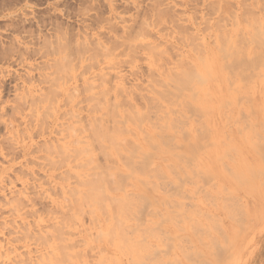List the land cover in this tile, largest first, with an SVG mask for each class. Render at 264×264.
Wrapping results in <instances>:
<instances>
[{"label":"rangeland","instance_id":"1","mask_svg":"<svg viewBox=\"0 0 264 264\" xmlns=\"http://www.w3.org/2000/svg\"><path fill=\"white\" fill-rule=\"evenodd\" d=\"M253 26L264 28V0H0V264H264V31ZM227 31L244 39L251 57L232 63L253 81L242 88L231 64L241 91L220 78L208 99L235 104L216 112L218 148L237 144L221 159L202 150L214 135L172 78L198 55L223 61Z\"/></svg>","mask_w":264,"mask_h":264},{"label":"bare ground","instance_id":"2","mask_svg":"<svg viewBox=\"0 0 264 264\" xmlns=\"http://www.w3.org/2000/svg\"><path fill=\"white\" fill-rule=\"evenodd\" d=\"M257 28H258V33L259 34H261L262 35V33H260V32H262V31H264L263 29H261L262 27L261 26H256ZM259 27H261V28H259ZM255 27L253 26V29H254ZM261 29V30H260ZM255 30V32H253L254 33V35H255V33H257L256 32V29H254ZM260 30V31H259ZM226 32V31H225ZM229 31H227V33L226 34H228V35H226V34H223V36H225V41L224 42H218V44L216 45L217 46V48L216 49H218V47L219 46H221V47H226V48H224V50H222L221 49V47H219L220 49H221V51L219 50V52H220V54L218 55V57L220 56V57H222V60L223 61H221V60H218V58L216 57V56H214L213 55V60L211 59L212 57L211 56H209L210 54L208 53V54H202V55H198V56H200V57H198L199 58V60L197 61V64H194L193 65V68H192V72H189L191 69H185L184 70V68H186V66L184 67L183 66V68H182V78H180V77H177V78H175L174 77V79L172 78V80L175 82V80L176 79H178L177 80V84L176 83H174L173 84V86L176 84L178 87H177V90H179V91H182V90H184V85H187V87L189 86V90L191 89V91H190V95H185V94H183V93H181V92H178V93H181V95L179 94V96H182V94H183V96H182V100H181V103H183V104H186L187 102H190L192 105H194V106H196L200 111H201V116H202V119L204 120V121H206V122H208V127L209 128H211V133L214 135L213 136V141H212V145L211 146H205V147H203V149L202 150H206V148H207V150H206V154H207V156H208V154H209V156H221V159H222V157H225V156H222L221 155V153H223L224 152V154H225V151L224 150H227V148H228V146H229V144H226V143H224L223 142V144L226 146L227 145V147H226V149H225V146L224 147H221L220 149L218 148L219 146H222V140H223V136H221L222 135V132H215V130L216 129H218L217 127H216V125H214V123L216 122V119H217V117L219 116V114L217 115L216 114V112L218 113L219 111H220V109L221 108H227L229 105H231V104H234V103H232L230 100H227V99H225L224 97L221 99L222 101L221 102H219V104H220V106H216V105H214V102L212 101H210V100H208L209 98L211 99L212 97H213V95H214V89H215V86H219L220 87V84H219V80H220V78L222 79V81H224L225 83H227V81L229 80L230 81V83L229 84H231V86L229 85L228 86V84H227V87H229L230 88V90L231 91H237L238 90V88H240V84H238L239 83V81H241V79H243V77L241 78L240 76L241 75H243V72H242V70L243 69H241V71H240V69H239V71H237V66L235 67V64L234 63H237V61H238V65H239V63L241 62V58H243L244 57V55H246V49H244L243 51L241 50V49H243V48H241L240 46H239V44L241 43L240 41H242V43L244 42L243 40H242V38L240 39V41H239V38L238 39H232L231 38V36H234V35H232L231 33V36H229V33H228ZM236 31L234 30V33H235ZM251 32H252V30H251ZM224 33V32H223ZM253 33H251L250 35L252 36V34ZM257 33V34H258ZM256 34V35H257ZM264 34V33H263ZM255 35V36H256ZM258 36V38L260 39L261 37H259L260 35H257ZM256 36V37H257ZM254 37V36H253ZM251 38L252 40L253 39H255L254 41L255 42H259V39H257L256 37H254V38ZM262 38H264V37H262ZM250 39V40H251ZM257 39V40H256ZM233 40H235V42L236 41H239V43L237 44L238 46H239V48H237V47H235V48H237L236 50L234 49V48H231V46H232V42H234ZM248 41L247 42V40H245L246 42L245 43H247L248 45H249V48H250V46L252 45V47L254 46V41ZM261 41H263L262 39H260V42L258 43V44H260V45H256V47L257 46H261V49H259V51H258V54H260V53H262V52H264V51H262V50H264V49H262V45L261 44H264V43H262ZM234 42V43H235ZM251 42V43H250ZM264 42V41H263ZM220 43H222V44H220ZM241 43V44H242ZM236 44V43H235ZM234 44V45H235ZM224 45V46H223ZM233 45V46H234ZM246 45V44H245ZM228 46H230V47H228ZM242 47H244V44L243 45H241ZM247 46V45H246ZM204 47V46H203ZM256 47H253L252 48V54L254 53L253 52V49L255 48L256 49ZM248 48V49H249ZM264 48V47H263ZM239 50V51H238ZM241 50V51H240ZM246 50V51H245ZM206 51H208L207 49H206ZM205 50H204V52H206ZM218 51V50H217ZM255 52L257 51V50H254ZM209 52V51H208ZM246 52V53H245ZM218 52H216V54H217ZM245 53V54H244ZM257 53V52H256ZM253 54L254 56L256 55V56H258V54ZM251 54V53H250ZM262 54H264V53H262ZM261 56V54L258 56V57H260ZM215 57H216V59H215ZM246 57H251L250 55L248 56V55H246L245 56V59L243 60V62H241V67H242V65H243V63L246 61ZM255 58V57H254ZM214 59H215V62H214ZM220 59V58H219ZM250 59V58H249ZM252 59V58H251ZM219 61H221L220 63H219ZM232 62H234V63H232ZM247 62V61H246ZM250 62H251V60H250ZM257 62H258V60H257ZM257 62H256V58L254 59V64L256 63L257 64ZM192 64H193V62H191ZM249 63V62H248ZM252 63V62H251ZM260 65H261V63L260 62H258ZM233 65V67H235L236 69V71L237 72H235V70H234V68L232 67V65ZM236 64V65H237ZM253 64V63H252ZM252 64H250L249 63V65H247L248 66V70H249V68H250V70H252V68H253V66H252V68L250 67V65H252ZM259 64H258V66H259ZM229 65H231V67L233 68V71H231V70H229V68H228V66ZM246 65H244V70L246 71L247 70V67H246ZM264 65V64H263ZM256 67H254L253 68V70L252 71H254V72H252L251 71V73L253 74V77L255 78V76H256V72L258 73L259 72V74L261 75V72L260 71H257L258 70V66L257 65H255ZM240 68V67H239ZM260 68H261V66H260ZM231 69V68H230ZM189 70V71H188ZM194 70V71H193ZM188 71V72H187ZM229 71H231V73H236V75L237 74H239L238 72H240V75H238L239 76V78H237L238 80V82L237 81H234V80H236V78L234 79V78H232V77H235L234 75L235 74H233V76H232V74L229 72ZM262 71H264V69L262 70ZM247 72V71H246ZM227 73H229V75L227 74ZM250 73V71L248 72V73H244V75H245V77H246V75L247 74H249ZM254 73H255V75H254ZM259 74H258V77H259ZM228 75V76H227ZM261 76H264L263 75V73H262V75ZM260 76V77H261ZM231 77V78H230ZM249 79L251 78V77H249V76H247ZM246 77V78H247ZM257 77V76H256ZM180 78V79H179ZM247 78V79H248ZM262 79H263V77H261ZM247 79H243L244 81H242V84L244 83V82H246L247 83ZM249 79H248V81H249ZM259 79V78H258ZM261 79V80H262ZM246 80V81H245ZM181 81V82H180ZM251 81H253L252 80V78H251V80L248 82V84H249V86L251 87V85H250V82ZM257 81H259V80H257ZM263 81V80H262ZM221 82V81H220ZM223 82V83H224ZM169 84H172L171 82H168ZM257 84L256 83V80H255V82H253V84ZM241 84V85H242ZM252 84V83H251ZM252 84V85H253ZM165 85V84H164ZM167 85H165V87H166ZM244 86H245V88L247 87V84L246 85H244L243 84V86H241L242 88H244ZM187 87L185 88V89H187ZM250 87H247L248 89L250 88ZM176 88V87H175ZM221 88V87H220ZM229 88H227V91H229L228 89ZM242 88H240V89H242ZM253 88V87H252ZM219 89V88H218ZM255 89V88H254ZM169 90V89H168ZM188 90V89H187ZM185 91V90H184ZM219 91V90H218ZM241 90H239V92H240ZM250 91H251V88H250ZM168 93L169 92H172V91H167ZM217 92V91H216ZM215 92V93H216ZM224 92V91H223ZM222 92V93H223ZM225 92H226V90H225ZM238 92V91H237ZM238 92V93H239ZM174 93V92H173ZM175 93H176V91H175ZM178 93H176V94H178ZM220 93V92H219ZM233 94V93H232ZM237 94V93H236ZM250 95H251V92L249 93ZM239 95V94H238ZM216 96H220L219 94L218 95H216ZM227 96V95H226ZM225 96V97H226ZM264 97V96H263ZM253 100V99H252ZM256 100V99H255ZM220 101V100H219ZM236 102H237V100H236ZM259 103V102H258ZM257 103V104H258ZM179 104H180V101H179ZM249 104H251V101H250V103ZM235 105V104H234ZM236 105H239L238 103L236 104ZM259 105V104H258ZM165 110V109H164ZM224 110H226V109H224ZM224 110L222 111V112H224ZM228 110V109H227ZM251 111H253V110H251ZM166 112H167V110H166ZM165 112V113H166ZM168 113H169V111H168ZM168 113H166V114H168ZM251 113H253V115H254V113L255 112H250L249 114L250 115H252ZM170 114H171V112H170ZM166 116V115H165ZM200 115H199V117H201ZM221 116V115H220ZM169 117V118H168ZM168 117L166 116V118H164V120H169V119H172V118H170V115H168ZM253 117H256V114H255V116H253ZM257 117H258V115H257ZM256 117V118H257ZM188 119V118H187ZM191 119V118H190ZM193 122H191V124H192ZM190 124V123H189ZM193 125V124H192ZM164 127H166V128H168L169 130H170V128H173V126L171 125V124H167V125H165ZM193 127V126H192ZM190 128H191V126H190ZM196 127H194V129H195ZM193 129V128H192ZM153 130V129H152ZM167 130V129H166ZM188 129L186 128V131H187ZM154 132L155 131H153V134H154ZM156 132H157V129H156ZM155 132V133H156ZM187 132H189V130L187 131ZM192 131H191V129H190V132L189 133H191ZM152 133V132H151ZM149 135H152V134H150V132L148 133ZM164 134H165V132H164ZM219 134V135H218ZM165 138V137H164ZM231 140H232V137H231ZM193 141H195V140H193ZM192 141V144H193V148H191L192 147V144H190V146L191 147H189V148H191V149H194V150H198V148L199 147H196V146H198L197 145V140H196V142H193ZM243 141V140H242ZM247 141H248V139H247ZM169 142V141H168ZM168 142L166 143V145L168 144ZM244 143L245 144H247V142L246 141H244ZM165 144V143H164ZM198 144H199V142H198ZM234 147H237V146H235V145H237L236 143H235V145L234 144H232ZM229 146V147H232L234 150H235V148L233 147V146ZM240 144L238 143V148H239V151L240 150H243L244 148H242V147H240L239 146ZM165 146V145H164ZM199 146H200V144H199ZM250 146H252V145H250ZM201 147V148H202ZM163 148V147H162ZM232 149V150H233ZM247 149V148H246ZM160 150H161V148H160ZM197 150L195 151V152H197ZM231 150V149H230ZM144 151V153L146 154H149L148 153V151H145V149L143 150ZM162 151V150H161ZM166 150H165V147H164V152H165ZM228 151V150H227ZM235 151H237V150H235ZM171 153V152H170ZM194 152H192V154H193ZM198 153V152H197ZM236 153H238V152H236ZM245 153V152H244ZM179 154H181V153H177V152H175L174 154H172V155H177V157L178 156H180ZM191 154V155H192ZM240 154H241V152H240ZM194 155V154H193ZM196 155V154H195ZM194 155V156H195ZM171 156V155H170ZM208 156V157H209ZM244 156V155H243ZM175 158V160L173 161V164H174V166L176 167L177 165H179L178 163H177V165H176V162H177V159H181L180 157H178V158ZM204 158V157H203ZM245 158V157H244ZM173 159V158H172ZM242 159V158H241ZM178 160V161H179ZM220 160V159H219ZM219 160L217 161L218 163H219ZM206 162H208L209 164L211 163V172H209L210 174H212V175H214V176H216V177H219V176H217L218 175V169H216V172L214 171V167H213V161H211V158H209V159H207V160H205ZM216 161H215V163H216ZM221 161V163H222V160H220ZM242 161H243V159H242ZM175 162V163H174ZM244 162V161H243ZM217 164V163H216ZM245 164V163H244ZM208 165V164H207ZM203 166H204V163H203ZM209 166V165H208ZM215 166V165H214ZM221 166H222V164H221ZM244 166V165H243ZM253 166V165H252ZM179 167V166H178ZM204 168H205V166H204ZM248 168V167H247ZM175 169V168H174ZM173 169V170H174ZM209 169V168H208ZM222 169H224L223 167H222ZM205 170V169H204ZM206 170H207V168H206ZM205 170V171H206ZM250 170V169H249ZM208 171V170H207ZM222 171V170H221ZM259 171V170H258ZM257 171V172H258ZM143 172V171H142ZM251 172V171H250ZM137 173V172H136ZM138 173H139V171H138ZM141 173V172H140ZM208 173V172H207ZM242 173V172H241ZM254 173H255V171H254ZM259 173V172H258ZM257 173V174H258ZM142 174V173H141ZM223 174H225V172L223 171ZM222 174V175H223ZM244 174V173H243ZM144 175L145 174H143L142 176L144 177ZM211 175V176H212ZM232 175H234V174H232ZM231 175V176H232ZM135 176V175H134ZM146 177L148 176V174L147 175H145ZM225 176V175H224ZM237 176V175H236ZM245 176V175H244ZM252 176V175H251ZM138 177V175L137 176H135V178H137ZM146 177H145V182H147V183H150L151 182V180H150V182H148L147 180L148 179H146ZM222 176H220V178H221ZM233 177V176H232ZM243 177V176H242ZM253 177V176H252ZM224 178V177H223ZM236 178V177H235ZM237 178H238V176H237ZM251 178V177H250ZM255 178H256V174H255ZM258 178V177H257ZM139 179H141V183H142V186H140L141 187V189H142V187L144 188V184H143V180H144V178H143V180H142V178H139ZM177 179H179V177L177 178ZM216 179V178H215ZM218 179V178H217ZM238 179H240V180H243V179H241V178H238ZM246 179V178H245ZM253 179V178H252ZM219 180H221V179H219ZM218 180V181H219ZM223 180H225V179H223ZM223 180H222V182H223ZM237 180V179H236ZM240 180H238V181H240ZM218 181H216V182H218ZM247 181V180H246ZM241 183H244V182H242V181H240ZM221 185H222V183L221 182H219ZM248 183V182H247ZM180 184V183H179ZM218 184V183H217ZM239 184V183H238ZM250 184V183H249ZM248 184V185H249ZM224 185H225V183H224ZM224 185H222V186H224ZM244 185V184H243ZM252 185V184H251ZM178 187L180 186V185H177ZM138 189H140L139 187H137ZM179 189V188H178ZM96 190H97V188H96ZM144 190V189H143ZM142 190V191H143ZM139 192H138V194H137V197L140 195L141 196V198H148V196L149 195H146L147 193L145 192V191H140V190H138ZM98 192V190L95 192V194ZM178 192V191H177ZM124 193H126V192H124ZM146 193V194H145ZM127 194V193H126ZM124 195V196H126V198H128L127 197V195ZM97 195V194H96ZM96 195H94L92 198H95L96 197ZM98 195H99V193H98ZM98 195H97V197L96 198H98ZM176 195V194H175ZM179 194H177V196H178ZM181 195V194H180ZM100 196V195H99ZM122 196V195H121ZM124 196H122L121 198H124ZM139 196V197H140ZM171 196V195H170ZM108 197V196H107ZM172 197V196H171ZM179 197V196H178ZM100 198V197H99ZM110 198H112V197H110ZM115 198V197H114ZM117 198H119V197H117ZM182 198V197H181Z\"/></svg>","mask_w":264,"mask_h":264}]
</instances>
